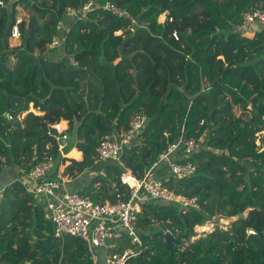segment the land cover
<instances>
[{
    "label": "trees",
    "instance_id": "1",
    "mask_svg": "<svg viewBox=\"0 0 264 264\" xmlns=\"http://www.w3.org/2000/svg\"><path fill=\"white\" fill-rule=\"evenodd\" d=\"M87 1L0 0V173L10 168L22 176L54 157L56 166L69 162L68 180L92 171L77 193L114 202L127 196L124 173L142 179L168 150L169 131L172 143L193 138L191 177L175 178L166 164L155 174L176 194L197 197L200 210L144 204L137 222L143 251L129 264H264V28L253 38L240 30L243 13L264 11V0H95L116 3L130 18L102 8L79 14L62 46L50 50L59 34L57 10L63 7L64 16ZM19 8L29 18L21 44L12 47ZM140 92L146 93L132 103ZM136 113L147 116L146 128L121 162H101L96 171L100 143L126 133ZM61 121L69 123L81 160L64 158L48 135ZM76 149L68 157L78 158ZM44 215L19 181L2 191L0 264H94L84 241L56 237ZM223 218L234 219L227 230L191 242L196 227ZM250 228L257 235H247Z\"/></svg>",
    "mask_w": 264,
    "mask_h": 264
},
{
    "label": "built area",
    "instance_id": "2",
    "mask_svg": "<svg viewBox=\"0 0 264 264\" xmlns=\"http://www.w3.org/2000/svg\"><path fill=\"white\" fill-rule=\"evenodd\" d=\"M101 8L112 12L118 18H130L126 10L111 1L100 4L95 0H89L79 10L68 7L65 15L57 22L59 34L53 36L49 49L54 50L62 46L71 22L75 21L79 14L86 15L92 10ZM167 19L166 17V21ZM132 21L133 24L136 23L135 19ZM169 21L172 22L173 19ZM23 23L24 19L16 18L10 44L21 40L20 27ZM262 28H264V11L243 13L240 30L244 34L249 31H254L255 34ZM172 36L175 40H179L177 31H174ZM71 64L77 65V62L71 59ZM9 119L13 120V117L10 115ZM147 122L148 118L145 114L136 113L126 133L103 140L97 149L100 162L108 160L121 162L124 148L133 141L137 133L146 128ZM48 135L59 144V151L64 157L62 152L64 144L70 142L67 127L62 128L60 123L50 125ZM197 148L195 139H187L182 135L177 142L169 146L168 150L159 155L158 161L142 179L136 178L130 172L124 173L121 179L122 183L129 187L127 196L114 202L96 203L89 196L65 192L63 189L67 179L63 174L64 169L62 164L56 167L57 161L54 157L35 165L26 174L20 176L18 181L43 206L44 217L53 223L56 237L61 239L75 237L84 241L94 264H99L101 259L104 264H129L132 258L139 256L143 251L137 222L144 204L163 202L176 204L183 212L191 209L200 210L197 197L188 198L176 194L165 186L168 179L163 181L155 174L158 165L166 164L175 178L191 177L196 171V165L189 158ZM52 174L55 176L50 178ZM166 233L172 235L169 230ZM246 234L255 236L257 232L254 229H247ZM126 242L129 243L128 246ZM119 243L123 245L120 246Z\"/></svg>",
    "mask_w": 264,
    "mask_h": 264
},
{
    "label": "rangeland",
    "instance_id": "3",
    "mask_svg": "<svg viewBox=\"0 0 264 264\" xmlns=\"http://www.w3.org/2000/svg\"><path fill=\"white\" fill-rule=\"evenodd\" d=\"M65 15V14H64ZM22 18V19H24V21H27L28 20V18H29V14L25 11V10H23V9H18V11H17V15H16V18ZM166 17L167 16H165V15H162V16H160L159 18H158V21L159 22H162L163 24L166 22ZM135 21H136V23H134V25H135V29H136V24H137V20L135 19ZM249 33L250 34H254V31H249ZM118 34H122V32H119ZM245 36H247V37H250L251 35H249V34H245ZM21 44V40H19V41H17V42H11V46L13 47V46H19ZM57 55H58V53H57ZM57 55H55V56H57ZM53 58L55 57L54 55H51ZM32 112L34 111V110H31ZM24 116V115H23ZM23 116L21 117V118H23ZM62 122L63 121H61V123H60V125L62 124ZM65 122V121H64ZM66 127H67V125H66ZM66 127L64 128V129H66ZM63 128V127H62ZM70 153V152H69ZM72 153V152H71ZM73 154V153H72ZM68 155V154H67ZM68 158H71V157H68ZM94 169L96 170V171H99L100 169H102V166H99V165H97V166H95L94 167ZM16 169H10V168H6L4 171H3V173H2V180L0 181V187H1V185H3L4 183H9L10 181H14V179H15V177L18 175V173H16V171H15ZM90 173H92V171L90 172ZM11 177V178H10ZM9 179H11V180H9ZM67 179V178H66ZM66 184H71V183H69L68 182V179L66 180V183H65V185ZM75 193H77V192H75ZM142 210V209H141ZM205 225H208L209 227H210V230L209 231H204V232H199V231H197V229L195 230V232H197V236L196 237H194L193 239H192V241L191 242H194V241H196V240H198V239H200V238H202V237H206L208 234H211L214 230H215V228H220V229H223V230H227L228 229V227H229V224L228 223H222V219H214L211 223H207V224H205ZM251 229V228H250ZM188 245H190V243H187ZM119 245L120 246H122L123 245V243H119ZM102 262H103V260L101 259V264H102Z\"/></svg>",
    "mask_w": 264,
    "mask_h": 264
},
{
    "label": "crops",
    "instance_id": "4",
    "mask_svg": "<svg viewBox=\"0 0 264 264\" xmlns=\"http://www.w3.org/2000/svg\"><path fill=\"white\" fill-rule=\"evenodd\" d=\"M162 16V15H161ZM166 16V15H165ZM162 24V22H160ZM249 35H251L249 38H253L254 37V34H250V33H247ZM246 34V35H247ZM64 122V121H63ZM66 125H67V131H68V127H69V123L67 121H65ZM69 134V133H68ZM76 149V148H75ZM74 150V149H73ZM78 150V149H76ZM78 152L80 153V156L78 158H74V157H71V158H68V155H64V158H68V159H75V160H81L82 159V153L78 150ZM99 166H102L103 164L101 162H99ZM69 164V162H67L65 165L62 163V169H65V167ZM59 165V164H58ZM58 165L56 167H58ZM16 173H18V175L15 177L14 181H18L19 178H20V175H21V171L20 170H15ZM3 173V172H2ZM2 173H0V181L2 180ZM90 172L87 171L85 174H83V176H79L78 178L74 179V180H68L69 183L71 184H66L64 186V191L65 192H69V193H75V192H79L81 191L85 186L88 185L89 183V180L91 177L90 176ZM11 178V177H10ZM11 180V179H9ZM14 181H10L9 183H4L3 185H1L0 187V195L2 193V191L9 185L11 184L12 182ZM99 264H101V260L99 261ZM102 264H104V262H102Z\"/></svg>",
    "mask_w": 264,
    "mask_h": 264
},
{
    "label": "water",
    "instance_id": "5",
    "mask_svg": "<svg viewBox=\"0 0 264 264\" xmlns=\"http://www.w3.org/2000/svg\"><path fill=\"white\" fill-rule=\"evenodd\" d=\"M62 12H63V7H60L58 10H57V15H58V19L60 20L62 18ZM144 93L146 92H140L138 93V95L132 100V103L136 102L140 96H142ZM7 117H9L11 115V107H10V104H8V110H7ZM168 145L170 146L172 144V137H171V131L168 132ZM73 149H75V143L70 141L68 142L67 144H64V148L62 150L63 154L64 155H67L69 152H71ZM248 217V213H244L242 215H240L238 217V219L240 220H243V219H246ZM234 221L233 218H223L222 219V223H228L229 225ZM166 239H167V244H168V247L171 249L172 248V244H173V241L174 239L172 238L171 235L169 234H166ZM90 254V252H89Z\"/></svg>",
    "mask_w": 264,
    "mask_h": 264
},
{
    "label": "bare ground",
    "instance_id": "6",
    "mask_svg": "<svg viewBox=\"0 0 264 264\" xmlns=\"http://www.w3.org/2000/svg\"><path fill=\"white\" fill-rule=\"evenodd\" d=\"M210 230V227L208 225H205V226H198L197 227V231L199 232H204V231H209Z\"/></svg>",
    "mask_w": 264,
    "mask_h": 264
}]
</instances>
